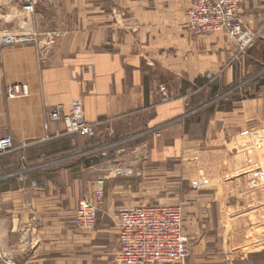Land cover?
Segmentation results:
<instances>
[{"label": "crops", "instance_id": "0c3cea01", "mask_svg": "<svg viewBox=\"0 0 264 264\" xmlns=\"http://www.w3.org/2000/svg\"><path fill=\"white\" fill-rule=\"evenodd\" d=\"M47 2L33 17L40 42L55 32L45 51L5 38L24 14L0 2V138L14 141L0 154V264H118L117 213L141 205L182 208L185 264H264L263 4L243 3L260 38L239 54L227 33L192 36V0ZM196 89L222 101L190 107ZM75 101L96 136L49 137L63 126L46 130L48 114ZM99 180L97 228L77 230Z\"/></svg>", "mask_w": 264, "mask_h": 264}, {"label": "built area", "instance_id": "2783aa9c", "mask_svg": "<svg viewBox=\"0 0 264 264\" xmlns=\"http://www.w3.org/2000/svg\"><path fill=\"white\" fill-rule=\"evenodd\" d=\"M44 0H0L3 3L20 6L27 19L22 22L21 32L16 37H5L10 42L39 44L45 51L51 42L39 41V34L33 26V17ZM245 0H192L187 12L186 27L194 37L224 32L237 44L240 53L246 52L256 39V34L243 28L242 5ZM264 1V0H254ZM253 23V22H251ZM26 92L25 88L21 89ZM19 87L8 91L10 98L21 93ZM63 126L51 138L78 135L87 138L96 136V124L86 119L81 101H75L66 112L62 106L51 110L45 129L50 125ZM14 149L11 137L0 138V154ZM34 187L37 185L34 183ZM105 195V180H99L95 199L84 196L74 217V225L80 231H92L97 226L98 205ZM120 250L116 257L118 264H185L192 239L185 229V217L181 207L165 205H144L124 207L119 211Z\"/></svg>", "mask_w": 264, "mask_h": 264}, {"label": "rangeland", "instance_id": "374dc122", "mask_svg": "<svg viewBox=\"0 0 264 264\" xmlns=\"http://www.w3.org/2000/svg\"><path fill=\"white\" fill-rule=\"evenodd\" d=\"M254 3H258V4H263V6H264V1H256V2H254ZM51 4H52V2L51 3H48L47 2V0H44L40 5H39V10L38 11H41V10H45V8L48 6H51ZM52 5H57V4H52ZM251 6H253V4L251 5ZM257 7L259 8V6L257 5ZM264 9V8H263ZM27 19L25 18V16H23V18H22V20H21V23L22 22H25ZM241 21H242V26H243V28L246 30V29H248V30H250V31H252L253 33H255L256 34V39H255V41H254V44L257 42V40L260 38V34H259V31H254V29H253V26H254V24H255V20L254 19H251V18H248V17H246V19L244 20V15H243V5H242V14H241ZM251 22H253V23H251ZM33 26H34V28H36V22H35V19H33ZM37 29V28H36ZM37 31V30H36ZM38 34H39V40H40V36L41 35H45V34H43V33H41V31H40V29H38ZM7 33H9V31H7V30H4V31H2L1 32V34H6L5 36H7ZM261 33V32H260ZM55 32H51L50 33V42H51V44L52 43H54V40H55ZM235 42V41H234ZM236 43V42H235ZM254 44L252 45V47L254 46ZM237 45V44H236ZM251 48V47H250ZM249 48V49H250ZM237 49H238V46H237ZM248 49V50H249ZM238 53L239 54H243V53H240L239 52V50H238ZM245 53V52H244ZM254 76H257L258 78H264V63H263V65L262 64H258V69H257V72H256V74H254ZM205 80H206V87H211V85H213V83L215 82V80H216V78H214V76H212V75H208L207 76V78H205ZM199 90L198 89H196L195 91H193V93H191V94H189L188 96H186L184 99L186 100L187 99V101L186 102H189L190 103V107H195V109L196 108H198V107H200V108H202L204 105H206V103L208 102H211V100H214L215 99V104H217L218 102H220V101H222L220 98L221 97H216V96H212V99L211 98H209V96H208V98H207V95L208 94H203V93H198V94H195L194 95V93H197ZM161 92H162V95H163V97H162V100L164 101V102H166V101H169V98H168V96L166 95V93H165V88L164 87H161ZM195 97L197 98V99H195ZM216 97V98H215ZM214 98V99H213ZM195 103V104H194ZM198 103V104H197ZM194 104V105H193ZM214 104V103H213ZM158 136H160V134L158 135ZM105 196V195H104ZM104 200V199H103ZM103 200H102V202H103ZM102 204V203H101ZM101 204L100 205H98V215H99V208H100V206H101ZM78 209V208H77ZM77 211V210H76ZM76 214V213H75ZM109 217H111V216H109ZM117 217L119 218V213H117ZM100 218V216H98V218H97V224H98V219ZM96 228H97V226H96ZM95 228V229H96ZM117 228V227H116ZM94 229V230H95ZM119 229V228H118ZM93 231V230H92ZM112 245H115V242H113L112 243ZM190 247H191V245H190ZM189 252H190V250H189ZM188 256H189V253H188ZM188 256H187V258H188ZM187 258H186V260H187ZM251 259V260H250ZM262 258H259L258 260H255V259H252V258H248V259H245V260H241L240 258H229L228 259V261H229V263L227 262V264H249L250 262H253V263H256V262H258V261H260ZM186 262V261H185Z\"/></svg>", "mask_w": 264, "mask_h": 264}]
</instances>
